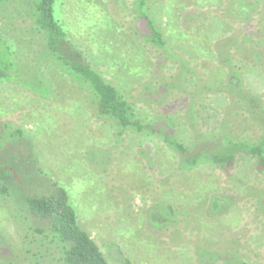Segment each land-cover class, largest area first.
Wrapping results in <instances>:
<instances>
[{
	"label": "rangeland",
	"instance_id": "rangeland-1",
	"mask_svg": "<svg viewBox=\"0 0 264 264\" xmlns=\"http://www.w3.org/2000/svg\"><path fill=\"white\" fill-rule=\"evenodd\" d=\"M57 7L69 36L143 119L169 114L189 143L198 120L263 135L264 0H150L169 49L143 36L136 0ZM0 36L25 85L0 81V168L14 173L0 179V264H62L37 231L47 223L24 199L53 181L111 264H264V169L255 159L230 173L208 164L181 170L159 137L118 135L48 57L31 0L3 1Z\"/></svg>",
	"mask_w": 264,
	"mask_h": 264
},
{
	"label": "trees",
	"instance_id": "trees-1",
	"mask_svg": "<svg viewBox=\"0 0 264 264\" xmlns=\"http://www.w3.org/2000/svg\"><path fill=\"white\" fill-rule=\"evenodd\" d=\"M3 1L0 0V8ZM31 1L34 26L44 36L48 57L87 92L98 117L111 121L118 128V135L130 131L159 137L178 157L181 170H192L208 164L230 173L243 158L255 159L257 165L264 169V132L260 138H245L231 129L227 130L222 124L204 125L198 120L195 138L189 143L174 127L175 119L169 114L162 119L149 121L140 117L134 104L118 85L108 79L69 36L57 7L59 0ZM149 2L136 0V10L143 22V36L157 47L166 48L168 42L149 12ZM20 70L11 42L0 36V81L24 85ZM37 75L48 82L47 90L54 91L52 80L43 71L39 70ZM171 85L175 83L167 82L164 88L169 89ZM260 106L258 119L264 121V107L262 104ZM13 175L11 167L0 168V179L9 180ZM24 199L30 214L47 223L46 229L37 231L45 234L58 247L62 264H111L89 231L81 225L77 208L65 186L53 181L48 192L38 195L25 193Z\"/></svg>",
	"mask_w": 264,
	"mask_h": 264
}]
</instances>
